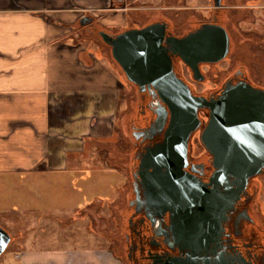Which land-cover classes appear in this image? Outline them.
<instances>
[{
	"label": "flooded vegetation",
	"instance_id": "flooded-vegetation-1",
	"mask_svg": "<svg viewBox=\"0 0 264 264\" xmlns=\"http://www.w3.org/2000/svg\"><path fill=\"white\" fill-rule=\"evenodd\" d=\"M251 1L253 0H108L109 8L114 12H109L106 16L85 11L75 28L79 35L91 40L95 38L103 43L101 33L114 36L156 25L164 30L162 45L168 49L167 39H182L207 25L221 27L229 40L226 58L218 63H201L198 67L201 81H197L190 68L168 51L175 75L190 88L193 95L206 98L216 97L227 84L241 82L264 90V83L253 79L240 63L236 66L234 63L224 72L209 92L196 90L197 85L208 82L207 74L213 68L230 56H242L243 51L238 42L249 37L246 26L250 24ZM108 18L113 23H106ZM116 19H120V23H114ZM256 39H259L258 35ZM118 69L123 83L126 82L124 86L135 91L132 108L123 109L122 116L117 120L122 139L129 135L131 140L126 156L121 158L125 172L128 173L127 187L123 188L122 195L126 198H122L124 207L120 209L119 239L116 240L117 249L121 253V264H194L195 262L188 261L187 251L180 248L185 242L181 240V231L173 227L176 209L175 203L169 198L173 194L161 193V189L155 185L156 177L153 176L151 166L160 164L149 159L151 151L164 143L170 115L163 117L160 110L162 103L152 86L151 90L145 86V90L140 91L119 67ZM208 115L207 110L199 111L201 123L190 136L182 168L186 176L204 184L208 183L213 172L212 158L200 142V134L207 124ZM175 164L182 165L178 162ZM262 178L264 175L250 179L239 201L227 213L221 225L222 231L211 245L214 249L209 251V262L203 263L200 260L195 264H264V223L257 204Z\"/></svg>",
	"mask_w": 264,
	"mask_h": 264
},
{
	"label": "crops",
	"instance_id": "crops-1",
	"mask_svg": "<svg viewBox=\"0 0 264 264\" xmlns=\"http://www.w3.org/2000/svg\"><path fill=\"white\" fill-rule=\"evenodd\" d=\"M250 5L249 39L264 41V16ZM108 9V0H0V179L67 170L87 161L92 140L113 136L123 79L73 37L83 12ZM21 251L0 264H121L106 248L59 260Z\"/></svg>",
	"mask_w": 264,
	"mask_h": 264
},
{
	"label": "water",
	"instance_id": "water-1",
	"mask_svg": "<svg viewBox=\"0 0 264 264\" xmlns=\"http://www.w3.org/2000/svg\"><path fill=\"white\" fill-rule=\"evenodd\" d=\"M163 33L161 27L153 25L114 36L101 33V38L125 77L140 91L152 86L162 103L163 117L170 115L164 143L149 156L160 164L151 166L155 185L161 193L173 194L169 197L176 209L173 227L181 231L185 242L180 248L187 251L188 261L206 263L227 213L249 180L264 175V90L241 82L227 84L216 97L193 95L175 75L168 51L201 81L199 65L225 59L228 36L223 28L207 25L182 39H167V49L162 45ZM201 110L209 114L200 134L213 165L207 184L182 172L190 136L201 123ZM10 242L11 236L0 226V257Z\"/></svg>",
	"mask_w": 264,
	"mask_h": 264
},
{
	"label": "rangeland",
	"instance_id": "rangeland-1",
	"mask_svg": "<svg viewBox=\"0 0 264 264\" xmlns=\"http://www.w3.org/2000/svg\"><path fill=\"white\" fill-rule=\"evenodd\" d=\"M252 5L255 6V15L261 13L264 16V9L261 8L264 7V0H253ZM107 20L112 21L111 18ZM116 21L120 23V19L114 23ZM257 25L258 21L248 26L255 28ZM73 37L75 43L89 49L95 58L119 76L110 49L102 42L79 35L77 30ZM238 43L244 55L230 56L213 68L207 74L208 82L196 86L197 92H209L234 63L235 66L242 64L253 79L264 83V41L248 37ZM134 93V89L125 87L118 119L123 109L132 106ZM115 128L113 136L103 142L91 141L92 148H89L86 162H76L67 170L44 173L38 178L26 175L0 179V226L12 236L1 260L11 252L19 253L21 250L38 251L45 256L53 252L52 255L56 254L55 258L59 260L66 253L88 254L106 248L108 256H117L122 262L116 240L119 239V217L124 207L122 198H126L122 195L123 188L127 187L128 173L121 158L126 156L131 140L129 135L122 139L120 131ZM257 204L264 223V178L261 179ZM15 255L20 254L12 256Z\"/></svg>",
	"mask_w": 264,
	"mask_h": 264
}]
</instances>
